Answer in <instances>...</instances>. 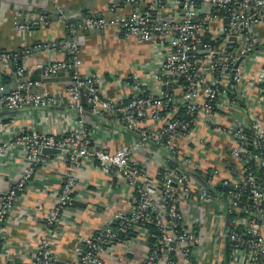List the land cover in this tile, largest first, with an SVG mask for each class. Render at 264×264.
<instances>
[{"label": "built area", "instance_id": "built-area-1", "mask_svg": "<svg viewBox=\"0 0 264 264\" xmlns=\"http://www.w3.org/2000/svg\"><path fill=\"white\" fill-rule=\"evenodd\" d=\"M121 1L131 8L127 15L112 19L90 16L79 23L64 20L67 41L35 48L62 47L71 57L47 64L37 62V79H24L23 70L16 67L10 93L1 95L9 89L0 87V112L52 107L55 98L42 80L67 76L70 85L66 107L77 111L81 118L78 128L62 135L25 133L0 141V160L19 148L25 165L14 185L0 197V264H105L106 253L133 234L152 239L139 264H203L207 258L216 264L232 256H239L241 264H264V115L261 124L253 122L249 128L225 125L221 119V107L232 101V87L240 100L248 98L242 66L251 61L257 46L255 27L264 22V0H157L144 7L145 0ZM164 5L178 8V13L171 19L161 18L158 15ZM199 11L207 16L202 18ZM214 19L221 27L211 32ZM49 22L48 15L22 20L16 13L12 27L15 32H25ZM110 25L119 27L126 36L153 42L163 52L160 65L144 80L136 75L119 80L126 93L115 99L100 95L96 75L82 77L75 41L80 31H100ZM231 37L232 46L226 51ZM18 56L0 52V67L14 64ZM249 83L264 93V60ZM80 89H87L86 107L82 106ZM86 113L97 117L99 123L92 127L85 123ZM105 122L123 126L135 140L115 151L94 148L91 128L97 129ZM2 127L0 123V130ZM199 131L227 138V155L238 163V169L229 168L234 180L223 178L211 184L219 172L215 168L204 172L200 156L205 152L206 138L197 136ZM178 138L185 140V145H180ZM150 142L159 153L164 151L157 146L169 151L153 178L136 157ZM44 149L60 151L57 156L65 165L63 179L55 203L43 218L32 261L7 262L3 249L8 216L36 177L37 169L49 164ZM81 160L93 164L110 182H122L129 194V210L116 214L103 228L84 237L75 260L62 261L53 248L60 236L62 216L74 200L73 187ZM203 181L216 192L211 193ZM196 196L208 205L207 217H211L205 221L210 227L204 236L195 228L199 225ZM216 210L225 213L228 234L224 233L225 222L214 214ZM147 225L157 233L150 234Z\"/></svg>", "mask_w": 264, "mask_h": 264}, {"label": "crops", "instance_id": "crops-1", "mask_svg": "<svg viewBox=\"0 0 264 264\" xmlns=\"http://www.w3.org/2000/svg\"><path fill=\"white\" fill-rule=\"evenodd\" d=\"M157 0H145L142 7L153 4ZM160 1V0H159ZM165 2L166 0H161ZM112 6H115L112 8ZM130 7L121 0H0V52L17 53L18 66L23 70L22 77L32 78L37 62L50 63L66 60L71 57L68 50L49 48L43 50L35 47L52 42L67 41L68 32L64 27V20L82 22L90 16L104 18L127 15ZM20 14L22 20H30L40 15H48L50 22L38 28L25 32H15L12 20L15 14ZM178 13V8L164 5L161 14L163 19H171ZM205 18L207 14L199 11ZM159 17V18H160ZM158 18V19H159ZM214 19L210 24V31L215 32L221 27ZM223 24V21H222ZM89 31V30H88ZM88 31H80L75 37L79 46L78 57L81 60L82 77L96 75L99 79L98 87L100 95L104 98L115 99L124 95L126 90L119 80L136 75L143 80L155 70L163 59V52L153 42H142L134 37L124 35L123 31L110 25L91 34ZM257 46L251 56V61L242 66L244 69V83L247 97L240 100L239 93L234 88L232 101L222 106L221 119L224 124L232 127L249 128L253 122L262 123L264 113V93L249 83L250 77L259 70L264 60V22L255 27ZM28 51V54H24ZM126 60L125 64L117 62ZM132 60V61H128ZM115 62V64H114ZM134 62V63H133ZM118 66V67H116ZM16 62L6 67H0V87L9 89L13 86V74L16 72ZM7 75L9 79L2 80L1 76ZM58 82L45 83V88L53 94L55 105L47 110L22 111L14 114L0 116L3 125L0 130V141L13 139L25 133H47L62 135L66 130L79 127L80 115L71 112L66 107L67 89L70 80L67 76ZM230 87V90H232ZM238 90V86H237ZM88 123L86 118L83 119ZM99 123V122H98ZM111 124L112 122H105ZM95 124V123H92ZM92 124H89L90 126ZM92 127V126H91ZM90 127V128H91ZM92 146L97 149L115 151L124 144L135 140L131 133L119 132L116 129L105 126L104 123L97 129L91 128ZM206 138L205 152L200 156V163L204 172L211 168L218 170V176L212 178L211 184L216 185L223 178L234 180L230 167L238 169V163L229 158L227 148L229 141L219 134H207L199 131V135ZM180 145H185V140L178 138ZM150 153L151 158L146 157ZM146 167L153 178L160 163L167 158L166 152H157L154 146L143 149L136 156ZM49 164L40 167L36 171V177L29 183L26 192L20 197L9 214L8 223L4 235V260L17 263L32 261L35 241L41 228L43 218L48 209L55 203L56 192L63 179L65 165L62 157L49 155ZM25 167L19 148H13L0 160V197L6 189L12 187ZM76 179L73 187V197L77 202L71 206L62 216L59 225L60 236L53 248L54 253L62 261L76 259L77 249L81 240L87 235L103 228L118 213H127L129 210V194L122 182L112 183L106 174L99 171L93 164L81 160L76 171ZM238 174V173H237ZM204 182V181H203ZM203 185V184H202ZM195 210L197 212L200 232L210 227L205 222L208 205L196 196ZM216 208V207H215ZM214 212L220 221L227 222L225 213ZM201 222V224H200ZM124 244H115L111 251L107 252L105 264H139L148 249V240L143 234H133ZM206 241L205 239L203 242ZM210 245L207 246V250ZM239 256L220 259L216 264H241ZM162 264V263H157ZM203 264H214L207 258Z\"/></svg>", "mask_w": 264, "mask_h": 264}, {"label": "water", "instance_id": "water-1", "mask_svg": "<svg viewBox=\"0 0 264 264\" xmlns=\"http://www.w3.org/2000/svg\"><path fill=\"white\" fill-rule=\"evenodd\" d=\"M225 22H227V21H225ZM88 32H90L91 34H94V33H96V32H99V31H97V30H89ZM232 40H234V37H231L230 39H229V43L227 44L228 46H227V48H226V51H229L230 50V47L232 46ZM62 78H60V77H50V78H47V79H43L42 81L44 82V83H49V82H58V81H60ZM10 91H11V89H9V90H6L4 93H2L1 95H7V94H9L10 93ZM87 94V89H80V96H81V103H82V106L83 107H86V97H85V95ZM37 109H42V110H47V109H49L48 107H29V108H20V109H14V110H9V111H3V112H0V116H2V115H7V114H14V113H18V112H22V111H31V110H37ZM69 111H71V112H76V113H78L77 111H74V110H70L69 109ZM104 125L105 126H109V127H112V128H114V129H116L117 131H119V132H123V133H130V132H128L123 126H121V125H115V124H109V123H104ZM150 145H153V143L152 142H150ZM159 149H161L162 151H164V152H166L167 154L169 153V151L167 150V149H165V148H163L162 146H157ZM142 151V150H141ZM141 151H139V153L141 152ZM42 153L44 154V155H58V154H60V151L59 150H57V149H44L43 151H42ZM146 155V157L147 158H151V156H150V153H146L145 154ZM204 180H205V178H203ZM203 184L207 187V189L211 192V193H215L216 192V190L214 189V188H212V187H210V186H207L204 182H203ZM217 188H218V186H217ZM77 204V202L75 201V200H72L71 201V206H73V205H76ZM224 233L225 234H228V227H227V222H226V226H225V229H224Z\"/></svg>", "mask_w": 264, "mask_h": 264}, {"label": "trees", "instance_id": "trees-1", "mask_svg": "<svg viewBox=\"0 0 264 264\" xmlns=\"http://www.w3.org/2000/svg\"><path fill=\"white\" fill-rule=\"evenodd\" d=\"M20 65V62L18 61V59L16 60V67H18ZM2 78V80L4 81V80H6V79H9V77L7 76V75H2L1 76ZM38 78V76H37V74H34L33 76H32V79H37ZM86 109V108H85ZM84 118H86V120H88V122H89V124H92V123H98L99 122V120L97 119V117H95V116H93V115H91V114H88V113H86L85 115H84ZM147 228H148V230L150 231V234H156L157 232L155 231V229L152 227V226H150V225H147L146 226ZM149 244H151L152 243V239H150L149 241Z\"/></svg>", "mask_w": 264, "mask_h": 264}, {"label": "rangeland", "instance_id": "rangeland-1", "mask_svg": "<svg viewBox=\"0 0 264 264\" xmlns=\"http://www.w3.org/2000/svg\"><path fill=\"white\" fill-rule=\"evenodd\" d=\"M128 61H132V60H128ZM125 62H126V60H122V61H119V62H117L118 64H125ZM134 63V62H133ZM114 64H115V62H114ZM116 67H118V66H116ZM210 219H211V217H209Z\"/></svg>", "mask_w": 264, "mask_h": 264}]
</instances>
